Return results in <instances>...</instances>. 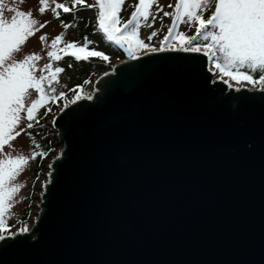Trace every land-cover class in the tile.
Masks as SVG:
<instances>
[{"label": "water", "instance_id": "obj_1", "mask_svg": "<svg viewBox=\"0 0 264 264\" xmlns=\"http://www.w3.org/2000/svg\"><path fill=\"white\" fill-rule=\"evenodd\" d=\"M160 47L53 116L39 211L0 264H264V91Z\"/></svg>", "mask_w": 264, "mask_h": 264}, {"label": "snow or ice", "instance_id": "obj_2", "mask_svg": "<svg viewBox=\"0 0 264 264\" xmlns=\"http://www.w3.org/2000/svg\"><path fill=\"white\" fill-rule=\"evenodd\" d=\"M23 2L24 0H19V3ZM125 2L126 0H94L93 4L87 7L96 9L95 30L102 35L105 43L115 45L135 59L136 49L148 47L144 40L138 38L139 29L141 26L151 27V24L147 23L150 16L153 20L156 19L151 11L153 5H157L158 11H162V8L158 6V0L134 2L131 5L134 10L130 18L117 27L120 25L119 12ZM15 3L16 0H12L11 4L0 0V240L5 239L4 233L8 231L6 214L12 207L16 193L24 186L16 183L17 178L28 166L29 160L46 155L33 151L30 156H13L4 149L12 148L11 142L25 130H16L22 120L29 121L26 127L31 129V121L36 120L39 109L48 100L56 99L50 93H55L54 84L59 83V74L64 72V68L54 65V62L63 59V56L54 50L64 43V47L58 51L72 55L76 61H88L92 57L104 61L109 59L103 52L88 50V45L95 43L88 37H84L82 44L64 42L63 32L52 39L51 44L46 43V34L40 36L44 47L51 49L47 51L49 63L40 66L38 62L42 57L38 53L25 54L21 59H17V55L22 52L21 46L29 37L44 28L48 21L39 23L33 18L31 10L21 11L13 6ZM84 3L85 0H71L69 6L67 3H58L57 0H39L38 11L43 15L50 8L53 18L59 19L61 13L58 9H62L64 13L74 12L78 10L77 6H83ZM6 11L13 15H5ZM208 12L211 14L205 19V13ZM163 15L171 17L172 22L167 35L160 41L159 51L202 53L214 65L220 81L228 88H233L231 82L234 81L236 85H240L235 90L240 91L242 82H247L253 89L259 87L260 91H264V0H177L173 12L165 11ZM181 24L195 27V34L187 36L185 32L179 31ZM61 25L65 29L75 26L64 24L63 20ZM156 35L157 31H153L148 39L151 40ZM171 40H176L179 46L173 44L165 49L164 43ZM73 48L78 51H67ZM71 66L69 64V67ZM209 70L212 71L211 68ZM256 73H259L258 77H255ZM30 90L38 94L36 99H32ZM63 95L61 92L60 96ZM82 98L91 97L76 96V99ZM72 103H75V100ZM22 113L25 115L22 116ZM29 136L31 137L30 133ZM32 143H36L34 139ZM27 231V226L20 229L22 233Z\"/></svg>", "mask_w": 264, "mask_h": 264}, {"label": "rangeland", "instance_id": "obj_3", "mask_svg": "<svg viewBox=\"0 0 264 264\" xmlns=\"http://www.w3.org/2000/svg\"><path fill=\"white\" fill-rule=\"evenodd\" d=\"M62 1V0H57ZM87 5L92 4L91 0H85ZM177 0H158V6L162 8V11L157 10V5H153L151 11L155 15L156 19L153 20L152 17H149V20L147 21L148 24H151V27H145L141 26V28L138 31V38L142 39L149 43L148 46L150 47H158L160 45L158 44V41L167 34V29L171 25V17H167L163 15V12H173L175 4ZM6 3H12V0H6ZM131 4V0H126L124 6L125 8L128 7ZM172 5V7H169V5ZM78 7V10L72 12L73 16H78L79 20L73 21L74 23L65 22L64 24H74L73 27H68L65 29L61 23H58L56 21H53L50 16V8L45 11L43 15H41L38 11V8L40 7L39 0H24V2L21 4L19 3V0H16V3L13 5L17 7L21 11H29L31 10L33 18L36 19L39 23H44L45 21H48V23L45 25L44 28L40 29L39 32H36L33 36L29 37L25 44L22 45V52L17 55V59H21L23 55L30 54V53H38L42 59L38 62L40 66H43L47 62V51L49 48H45L44 45L40 41L41 35H47L48 40L46 41L47 44H51L52 39H54L57 35L60 33H64V40L67 42H80L83 43L84 37H88L91 41H94L95 43L92 44L93 46L88 45V50H98V48L102 45L103 37L99 36V33L96 31L91 32L87 35L84 34L85 32V26L82 23V16H88L93 19L94 17V8L92 7ZM54 6V5H53ZM121 17L122 19L127 20V12L121 11ZM5 15L11 17L13 13L5 12ZM38 26V25H37ZM181 28L184 29H191L189 26L181 24ZM157 31V35L152 37L151 40L148 39V36L153 32ZM143 49V48H142ZM141 49V50H142ZM73 52H77L78 50L76 48L72 49ZM108 57L111 59V61L114 63L118 59L116 58L115 54L112 51H108ZM82 60L76 61L72 55L63 57L62 60L58 62V66L64 68V72L59 74V83L54 84V87L56 89L55 93H50L51 95L55 96V100H49V114L46 118V122L49 123L52 121L53 116L59 111V109L72 101L76 98V96H88L91 95L92 92V81L87 84V88L85 90V94L81 95L79 92L75 90L79 86V83L82 82V72L81 69L83 67ZM69 64L72 66L69 67ZM210 68L214 70V77H218L219 73L215 70L213 66H211L210 62ZM100 71L99 73H101ZM98 73V74H99ZM96 74L93 76L92 80L98 75ZM225 79H228V77H224ZM76 81V82H74ZM247 82H242V84L247 88H252L250 84H245ZM233 85H236L233 83ZM259 88V87H257ZM32 91V99H36L38 97V94L34 90ZM76 91V92H75ZM63 92L64 95L61 97L60 93ZM58 101V102H57ZM53 108V109H52ZM22 116L25 115L24 113L21 114ZM27 120L24 119L21 121L20 126L16 129L17 131L20 130V128L25 129V124ZM51 129L53 127L50 124ZM53 129V131L50 133V139L52 141L51 151L46 153L43 157H40V163L39 170L35 176H33V170L30 165V160L28 163V166L24 169V171L19 175V177L16 180V183H21L24 186L20 189L18 193H16L13 202L12 207L9 210L7 215V222L8 224V231L4 233V235L8 233H13L16 230H19L25 226L29 229L32 225L34 219L37 216V212L39 211L38 203H39V195L42 191V184L47 179V174L49 171L48 164L50 159L55 156L61 146L57 144V137L56 133ZM49 142V141H48ZM12 148L5 147V152H11L13 156L17 154H23L25 156H30L32 148L29 144V140L25 134V130L21 132V134L16 137L15 140L12 142Z\"/></svg>", "mask_w": 264, "mask_h": 264}, {"label": "trees", "instance_id": "obj_4", "mask_svg": "<svg viewBox=\"0 0 264 264\" xmlns=\"http://www.w3.org/2000/svg\"><path fill=\"white\" fill-rule=\"evenodd\" d=\"M91 1H92V4H93L94 0H91ZM134 2L138 3L137 0H131V4L128 7L125 8L124 5L122 6V10L127 12V17H126L127 20L130 18L131 13L134 10L133 7L131 6ZM58 3H67L69 6H71V0H62V1H58ZM86 5L87 4H86V1H85L83 6H77V8L78 7H84ZM92 8H94V7H92ZM57 11H59L61 13V16H60L59 19H54L52 11L50 12V16H51V19L53 21L61 23V20H63L64 23L65 22L74 23L73 21H77V19L79 20V17L78 16H73L72 12L64 13L62 9H58ZM94 11H95L94 12L95 15H94L93 19L91 17L86 16V15L82 16V23L85 26V32H84L85 35L96 31L95 29H96V24H97V11H96L95 8H94ZM121 11L119 12L120 25H117V27H120L122 24L127 22L126 19H122V17L120 16L121 13H122ZM210 14H211L210 12L205 13V17L204 18L206 19ZM74 17H76V19H74ZM178 30L185 32L187 36H191V35L195 34V27H191V29L188 30V29L181 28L179 26ZM167 32H168V29H167ZM99 36L102 37L101 34H99ZM164 36L158 41V44H156V45H160L161 46L160 41L164 39ZM63 41L67 42V41L64 40V38H63ZM144 42H145L146 45H149L148 42H146V41H144ZM169 42L170 43H175L176 45H178L176 40L166 41L164 44L169 43ZM91 46H93V45L91 44ZM63 47H64V43H61V44L58 45V49L63 48ZM142 48L136 49L135 53L140 52ZM58 49L54 50V51H57V54L62 55L63 57H66V56L70 55V54L69 55H65L63 52H59ZM49 50H51V49H49ZM67 51L69 53L73 52L72 49H68ZM97 51L103 52L107 56H108V51H112L115 54V56H116V58L118 60L121 57L124 56V52H123L122 49L117 48L115 45L106 44L104 40L102 42V45L98 48ZM58 62L59 61L54 62V65H57ZM47 63H49V58L48 57H47L46 64ZM81 63L83 65V67H82L80 72H82V77L83 78H82V82L79 83V86L77 88H75V90L77 92H79L81 95H83V94H85V90L87 88V84H89L92 81L93 76L98 74L100 71H103L105 69H109L111 67V65L113 64V62L111 61L110 58L107 61H104V60H101L100 58L92 57L88 61L82 60ZM211 66L214 67V65L212 63H211ZM258 76H259V73H256L255 77H258ZM86 81H87V83H86ZM74 82H76V81H74ZM231 83H235V82L232 81ZM76 84H77V82H76ZM48 103H49V100L45 103L44 106H42L39 109L38 113L36 114V120L31 121L33 123V127L31 129H28L26 127V125H27V123H29V121H27L26 124H25V134H26V136H27V138L29 140V144H30V146L32 148L31 153L33 151H35V152H43V153H47V152L49 153L51 151L50 144H52V141H51L49 136H50V133L53 131V129H51L50 124L45 121L46 118L48 117V114H49L48 110H49L50 107H49ZM36 121H38V123ZM29 133L31 134V137L29 136ZM33 139L36 142L35 144L32 143ZM37 144L39 145V147H36ZM40 157L41 156H37L35 160H30V165H31L32 170H33V176H35L37 174V172L39 170V166L41 165V163H40V159L41 158ZM7 224H9V223L7 222Z\"/></svg>", "mask_w": 264, "mask_h": 264}, {"label": "bare ground", "instance_id": "obj_5", "mask_svg": "<svg viewBox=\"0 0 264 264\" xmlns=\"http://www.w3.org/2000/svg\"><path fill=\"white\" fill-rule=\"evenodd\" d=\"M171 45H172V44H170V45L167 46V47H171ZM152 49H155V47H150V46H148V47H146V48L143 47V51H150V50H152ZM226 88H227V89H230V88H228L227 86H226ZM246 88H247V87H246ZM232 90H235V87H233ZM73 100H75V102H76V99H73ZM73 100H72V101H73ZM72 101H70L69 103H72Z\"/></svg>", "mask_w": 264, "mask_h": 264}, {"label": "built area", "instance_id": "obj_6", "mask_svg": "<svg viewBox=\"0 0 264 264\" xmlns=\"http://www.w3.org/2000/svg\"><path fill=\"white\" fill-rule=\"evenodd\" d=\"M16 231H20V229H19V230H16ZM16 231H14V232H16ZM14 232H13V233H14ZM8 234H12V233H8Z\"/></svg>", "mask_w": 264, "mask_h": 264}]
</instances>
